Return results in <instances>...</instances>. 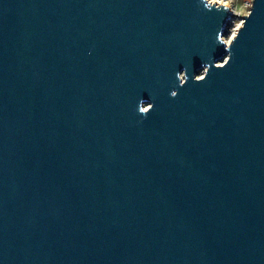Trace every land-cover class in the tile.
Listing matches in <instances>:
<instances>
[{
	"label": "water",
	"instance_id": "1",
	"mask_svg": "<svg viewBox=\"0 0 264 264\" xmlns=\"http://www.w3.org/2000/svg\"><path fill=\"white\" fill-rule=\"evenodd\" d=\"M235 15L0 0V264H264V0Z\"/></svg>",
	"mask_w": 264,
	"mask_h": 264
},
{
	"label": "rangeland",
	"instance_id": "2",
	"mask_svg": "<svg viewBox=\"0 0 264 264\" xmlns=\"http://www.w3.org/2000/svg\"><path fill=\"white\" fill-rule=\"evenodd\" d=\"M208 1L211 3L224 4L236 14L231 19V24L228 25V34L222 36V38L228 42L235 35L238 27L242 24L243 16L249 12L252 0H217L218 2H213L212 0Z\"/></svg>",
	"mask_w": 264,
	"mask_h": 264
},
{
	"label": "bare ground",
	"instance_id": "3",
	"mask_svg": "<svg viewBox=\"0 0 264 264\" xmlns=\"http://www.w3.org/2000/svg\"><path fill=\"white\" fill-rule=\"evenodd\" d=\"M213 2H218L217 0H212Z\"/></svg>",
	"mask_w": 264,
	"mask_h": 264
},
{
	"label": "snow or ice",
	"instance_id": "4",
	"mask_svg": "<svg viewBox=\"0 0 264 264\" xmlns=\"http://www.w3.org/2000/svg\"><path fill=\"white\" fill-rule=\"evenodd\" d=\"M142 111H143V109H142Z\"/></svg>",
	"mask_w": 264,
	"mask_h": 264
}]
</instances>
